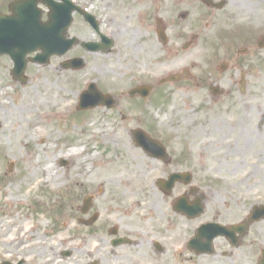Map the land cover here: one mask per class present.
Returning a JSON list of instances; mask_svg holds the SVG:
<instances>
[{"label":"flooded vegetation","instance_id":"flooded-vegetation-1","mask_svg":"<svg viewBox=\"0 0 264 264\" xmlns=\"http://www.w3.org/2000/svg\"><path fill=\"white\" fill-rule=\"evenodd\" d=\"M13 1L0 0V13ZM69 1L68 37L77 41L52 63L74 76L130 74L153 92L179 86L182 149L175 155L167 136L163 162L136 147L151 164L114 171L112 186L98 193L71 191L66 230L20 235L13 245L1 219L0 264H264V219L229 238L220 230L209 240L200 230L240 224L264 205V0ZM80 58L82 68H64ZM162 72L179 78L155 86ZM187 172L191 180L160 188V180ZM87 196L92 206L84 210ZM182 197L200 213L178 212Z\"/></svg>","mask_w":264,"mask_h":264},{"label":"rangeland","instance_id":"rangeland-1","mask_svg":"<svg viewBox=\"0 0 264 264\" xmlns=\"http://www.w3.org/2000/svg\"><path fill=\"white\" fill-rule=\"evenodd\" d=\"M12 67L9 57L0 60V220L6 222L5 239L13 245L20 235L46 236L53 229L66 230L71 191L79 195L83 190L107 188L112 186L109 174L114 171L135 166L140 170L150 163L133 146L131 128L142 126L163 137L176 135L169 141L175 155H180L181 141L171 125L179 118L175 112L180 105L179 87L165 89L169 104L147 100L141 106L123 97L117 110L78 112V97L85 82L94 77L91 73L74 76L53 63L43 67L30 63L28 80L21 83L12 77ZM107 74L98 81L114 87L116 93L138 80L130 74ZM63 159L68 161L66 166L61 164ZM39 171L43 175L35 177ZM263 175H259L262 181ZM258 195L251 189V197Z\"/></svg>","mask_w":264,"mask_h":264},{"label":"water","instance_id":"water-1","mask_svg":"<svg viewBox=\"0 0 264 264\" xmlns=\"http://www.w3.org/2000/svg\"><path fill=\"white\" fill-rule=\"evenodd\" d=\"M36 0L17 1L11 6L13 15H0V56L10 55L15 63L13 75L25 80L24 72L28 60L47 63L52 54L65 53L70 47L66 38L68 20L63 16V10L58 9V16L50 14V21L42 24L40 11L36 7ZM56 10V9H54ZM41 49L43 52L35 57H27L28 54ZM85 92L80 108L88 106ZM101 103L104 99L101 98ZM146 137H140L142 144H150L152 141L145 132H139ZM149 149L150 147H146Z\"/></svg>","mask_w":264,"mask_h":264},{"label":"bare ground","instance_id":"bare-ground-1","mask_svg":"<svg viewBox=\"0 0 264 264\" xmlns=\"http://www.w3.org/2000/svg\"><path fill=\"white\" fill-rule=\"evenodd\" d=\"M0 127H1V126H0ZM53 165H54V164L51 163V164L47 167V171H48V172H51ZM27 174H28L27 178H30V177H31V174L29 173V171H27ZM37 175H43V172H40V171H39L38 173L35 172V177H36ZM35 177H34V178H35Z\"/></svg>","mask_w":264,"mask_h":264}]
</instances>
